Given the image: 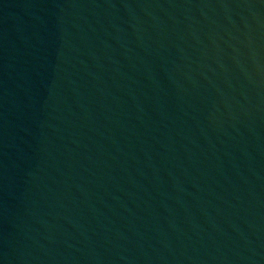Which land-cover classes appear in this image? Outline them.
Masks as SVG:
<instances>
[{
	"label": "water",
	"instance_id": "95a60500",
	"mask_svg": "<svg viewBox=\"0 0 264 264\" xmlns=\"http://www.w3.org/2000/svg\"><path fill=\"white\" fill-rule=\"evenodd\" d=\"M0 264H264V0H0Z\"/></svg>",
	"mask_w": 264,
	"mask_h": 264
}]
</instances>
